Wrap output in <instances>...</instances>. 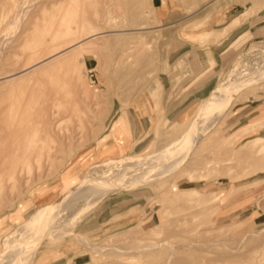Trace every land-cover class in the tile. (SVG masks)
Wrapping results in <instances>:
<instances>
[{"label": "rangeland", "instance_id": "obj_1", "mask_svg": "<svg viewBox=\"0 0 264 264\" xmlns=\"http://www.w3.org/2000/svg\"><path fill=\"white\" fill-rule=\"evenodd\" d=\"M132 1L121 0L129 5L107 21L92 0H31L25 14L22 0H0V38L6 40L0 72L19 71L37 57L29 44L54 28L60 11L72 15L73 26L90 22L103 31L93 38L96 49L84 51V62L70 58L41 73L55 79L38 74L0 88V258L45 264L72 252L69 264H176L170 246L177 255L188 244L178 256L191 253L200 264H264V173L257 172L264 152L246 145L264 135V128L233 138L257 119L264 124V87L239 92L187 159L179 162L178 152L165 151L208 101H220L222 96H213L222 83L264 62V53L257 54L264 47V0ZM139 2L143 17L132 25L122 14L133 15ZM213 41L221 62H210L219 67L207 76L212 83L207 96L167 118L162 98L171 55L181 49L195 53ZM188 70V82L196 83L192 72L200 67L190 63ZM140 98L153 104L138 144L133 109ZM105 135L109 145L100 147ZM67 170L77 181L97 175L109 185L101 194L90 189L69 200L63 194ZM186 188L197 192L172 200ZM59 198L70 203L68 209L28 222ZM147 245L158 246L140 249ZM74 256L82 257L74 263Z\"/></svg>", "mask_w": 264, "mask_h": 264}, {"label": "bare ground", "instance_id": "obj_2", "mask_svg": "<svg viewBox=\"0 0 264 264\" xmlns=\"http://www.w3.org/2000/svg\"><path fill=\"white\" fill-rule=\"evenodd\" d=\"M22 1H23V4H21L20 9L22 11V14H25L28 11L29 7L33 3L29 4L30 3L29 1H31V0H22ZM78 1L80 2L82 0H78ZM92 1L97 2L95 4L103 7L102 16H105L107 21L108 20L113 21V19L118 17L117 13H120V11L124 9V6L127 7L129 5V4L123 5L121 0H92ZM130 1H132V0H130ZM83 2H84V0H83ZM74 3H75V1H74ZM128 3H130V2H128ZM24 4H27V5H24ZM77 4H78V6H80L79 3H77ZM68 5H69V2H68ZM138 5L140 7L137 6L138 11L135 12L133 15L126 16L125 14H122V12H121L123 17H125L127 20H129V23L132 25L136 23V20L138 18L140 19L143 17L142 16V10H141L143 2H139ZM130 7H132V6H130ZM65 8L68 10L69 7L68 8L65 7ZM77 10L75 9L73 11H77ZM69 11H70V9H69ZM62 12H64V11L59 12L60 15L58 16V18H56V19H58V21L56 20V22H54L56 24H53V26L55 25L54 28H52V26H51L52 29L50 28V30L49 29L47 31L45 30L46 33L43 34V36H41L39 40H35V42H31L29 44V45H31L30 50H36L37 49L35 52V54H37V57L30 60L28 62V64L19 71H12L10 73L8 71L0 72V88H2V87L13 88V86L21 85L23 82L30 81L34 75L36 78V75L40 76L38 74H41V73L44 74L47 71L50 72V70H53L59 64L60 65L61 64H67V62L70 60V58L76 57L77 61L84 62V57H85L84 51L91 52V51H94L96 49L97 45L96 46L93 45L94 44L93 38H95L99 33L102 34L103 31L102 30L99 31V28L95 25H92L90 22H88L87 25L83 24V26H75V24H74V26H75L74 27L72 22L70 24V21L72 19L71 18L72 15L62 14ZM95 14L98 15V12ZM59 21H60V24H59ZM146 23H147L146 21L142 22V27ZM57 24H59V25H57ZM80 24L81 23H79V25ZM56 26H58V27L56 28ZM139 28L133 29L134 32H138ZM74 33L75 34L78 33V34L75 37H72V35ZM62 39H64V40H62ZM5 43H6V40H1V38H0V53H1L2 46ZM262 43H264V42H262ZM98 45H100V44H98ZM99 47L100 46H98V48ZM258 48H259L258 49L259 52L257 53L258 55L264 53V47H258ZM28 53H31V52H28ZM39 53H41V54H39ZM247 67H248V65H246L245 69H247ZM45 75L41 74V76H43V77ZM35 78L33 80H35ZM48 78L49 79L53 78L52 74H51V78L50 77H48ZM53 79H55V78H53ZM70 82H71V79H70ZM251 85H256L258 87H264V62L262 64L258 63V67L255 71H252V72L250 70L246 71V73L244 75L239 76L238 79L233 80L231 82L222 83V85L217 90L214 91V96H213L215 99H217L218 96H222V98L219 99L220 101H218V99H217L216 100L217 104L214 103L212 100L208 101V103L205 104V107H203L201 109V111L199 112L195 121L191 124V126L186 129L184 134L181 137H179V139L173 141L171 143L170 147H167L165 149V151H171L174 153L178 152L179 154H181L183 152L185 154L184 155L185 157H183V158H181V155L177 154L178 157H180L179 162H182L186 157H188L190 155V152L193 151L195 144L198 141L201 142L204 139L203 136L207 135L210 131H212L214 129V127L217 125V122L222 120L223 117L226 115L227 111H229V109L232 108L233 103L236 99V96H238V93L241 92L243 89L247 88L248 86H251ZM250 98L253 100L255 98V96L250 95ZM210 110L212 112L216 111L217 115H212V112H210ZM224 111H225V113H224ZM210 113H211V115H209ZM258 120L259 119L250 123L242 131L237 132L235 135H233V138H235V140L239 139L241 136L248 133V131L250 129L251 130L249 132H252L253 130H256L258 128H264V124L262 125V123H259ZM261 121H263V120H261ZM244 130H248V131L244 132ZM110 133H112V132H110ZM112 134L114 135V133H112ZM115 136L117 138L119 137V135H115ZM108 138H109L108 135L103 136L99 140V146L103 147L105 145H109L107 143ZM112 138H114V137H112ZM117 142H119V141L117 140ZM248 142H250V145ZM246 143H248L246 145L250 146V147L248 146L249 148H251V149L256 148V150H254V151L264 152V135H257L255 137L249 139ZM183 148H185V150ZM104 149H106V148L104 147ZM179 149H183V150H179ZM177 150H179V151H177ZM107 151L110 153L116 152V150H114L113 146H108ZM259 168H261L262 170L257 171V172H261V173L263 172L264 173V166L259 167ZM247 169L248 168H246V170ZM248 171H249V169H248ZM63 175H64L63 179H64V184H65V191L63 194L68 196L67 198H69V200H70V198L72 199L74 197V195H79L81 192H84V191L90 190V189H93V190H95V192H98L99 194H101L100 192L105 191V189H103V187L105 188L109 185L107 180L98 179L97 175H94L92 177L83 178L80 181H77L76 177L74 175H70L68 170L65 171L63 173ZM76 181H77V183H76ZM124 186L131 187L130 185H128V183H126V185L124 184ZM192 192H197V191L193 188L192 189L186 188L184 191H182L181 189L177 190L174 193L172 200L173 199L181 200L182 198H184V193L192 194ZM63 198H65V197H63ZM63 198L56 199L55 201H52L49 204H46L42 209H39L33 215L34 216V218H32L33 220H30V221L28 220V222L32 223V221L35 222V221L40 220L41 218H38V216L40 214L44 217L46 215L47 216H49V214L53 215V213H56L58 211L62 212V210L68 209L67 207L69 206L70 203H67L68 201L66 203L63 202L64 201ZM67 198H65V199L68 200ZM258 209H260V208H258ZM260 210L262 211V209H260ZM263 211H264V209H263ZM19 227H23V223L20 224ZM38 231L42 235V229L40 227L38 228ZM261 234H263V233H261ZM83 239H84V241H87L85 238H83ZM38 240H36V241H38ZM241 241L243 242L244 240H241ZM241 241H240V243H241ZM169 242H170V244H172L171 241H169ZM234 242L235 241H233V243ZM8 245L9 244L7 243L6 248H8ZM36 245H37V243L34 244L33 246H31L32 249H34V247ZM186 245H187L186 247H184V246L182 247V250H180L179 254H182L185 250H187L189 245L188 244H186ZM157 246L147 245L145 247H143V246L140 247V249L145 251V250H149L151 248L157 247ZM122 247H124V245ZM129 247L130 246H128V249H129ZM170 247L171 248H170L169 256H170V258L174 259V262L176 264H200L197 261V258H196L197 256L192 257L193 255L191 253H186V255L184 254L182 256L181 255L178 256L179 254L176 255L174 252V246L171 245ZM95 248L97 250L103 249L101 247H99V248L95 247ZM126 248H127V246H125V249ZM133 248L137 249L134 246H133ZM130 250H131V248H130ZM188 251H190V250H188ZM22 256H24V255H22ZM20 260H22V259H20ZM20 260H19V257H17V258L13 257V258H10L7 260L6 256L2 255L0 258V263L1 264H21ZM168 264H170V263H168Z\"/></svg>", "mask_w": 264, "mask_h": 264}, {"label": "crops", "instance_id": "obj_3", "mask_svg": "<svg viewBox=\"0 0 264 264\" xmlns=\"http://www.w3.org/2000/svg\"><path fill=\"white\" fill-rule=\"evenodd\" d=\"M264 11V9H262ZM261 11V12H262ZM168 18V17H167ZM247 23L251 24L250 21ZM174 24V23H168ZM216 30V28H214ZM213 30V29H212ZM175 50H171V53ZM170 59V66L172 68L170 79L169 76L165 78V85L163 86V98L162 103L164 104V110L167 113V118H171L172 116L180 113L181 107L183 105H189L191 103L197 102L199 99H203L208 94V88L211 86L212 83H209L210 80L209 74L212 77V74L215 73L216 68L219 66L210 65V62L213 61L215 63L221 62V53L215 42H211L206 47L200 48L199 51L193 53V50H186L185 52L183 49L177 51L175 54L171 55ZM191 63V67L193 69L200 67V71L196 70L193 71L192 74L194 75L193 81L196 83H189V76L191 72H189L188 67ZM183 66L186 70H183ZM203 70V71H202ZM208 76V77H207ZM201 78V79H200ZM198 80V81H197ZM156 103V102H155ZM138 106L136 109H133V113L135 115V122H134V130H139V133L134 134L135 137L138 138V144L142 140L143 131L145 130V121L150 119V109L149 105H152L153 102L149 98L146 101L144 98H140L135 101L134 103ZM145 105L146 107H143ZM148 111V112H145ZM238 114V113H237ZM175 117V116H174ZM142 129V130H141ZM141 132V133H140ZM132 132H131V142H133ZM130 142V143H131ZM115 143V141H114ZM137 144V145H138ZM131 146V144H130ZM129 146V147H130ZM262 214V213H261ZM264 215V214H263ZM109 220V219H107ZM104 221L105 222H107ZM62 251H65L61 249ZM72 252H67V254L62 255L54 260H51L45 264H69L68 258H71ZM82 256H74L73 261L77 263V259L81 258ZM63 261V263H59Z\"/></svg>", "mask_w": 264, "mask_h": 264}, {"label": "built area", "instance_id": "obj_4", "mask_svg": "<svg viewBox=\"0 0 264 264\" xmlns=\"http://www.w3.org/2000/svg\"><path fill=\"white\" fill-rule=\"evenodd\" d=\"M89 71H90L89 73L91 74V73H92V70H89ZM90 76L92 77V76H93V74H91Z\"/></svg>", "mask_w": 264, "mask_h": 264}]
</instances>
